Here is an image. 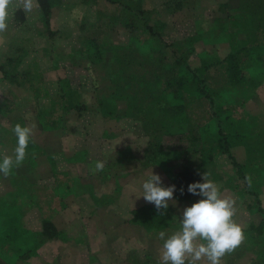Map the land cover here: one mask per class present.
Listing matches in <instances>:
<instances>
[{
    "label": "rangeland",
    "instance_id": "374dc122",
    "mask_svg": "<svg viewBox=\"0 0 264 264\" xmlns=\"http://www.w3.org/2000/svg\"><path fill=\"white\" fill-rule=\"evenodd\" d=\"M140 2L142 9L149 10L152 21L166 23L164 29L165 42L172 43L177 38H183L192 33L200 19L201 27L209 29L215 18L223 15L219 13V6L228 5V10L239 13L236 8L240 0H191L193 6L183 10L168 9L169 0H134ZM97 3L84 4L82 0H62L60 7L55 10L52 19L53 29H56L53 40L39 35L38 4L34 0L32 12H25L21 8H11L8 28L0 33V101L4 98H20L24 91L19 87H11V80L5 79L4 69L11 72L14 61H23L19 70L26 69L33 60H37L45 68L44 81L52 95L59 94L61 83L67 81L74 89L78 88L81 95L80 110L62 111L55 96L41 98V103L26 109V126L32 127V140L37 145V166L30 163L16 166V171L24 177L46 187H32L34 194L43 201L51 199L54 177L59 184H69L74 193L62 203L56 202L53 208L46 211L33 210L25 216L27 225H36L42 216H53V220L60 230L68 234V242L52 241L39 249L38 255L28 261L19 260L16 264H159L160 249L163 241L159 233L148 232L144 227L132 224L133 211L148 203L142 196V184L152 174H159L163 186H171L169 177L163 170L154 165L155 144L162 132L159 130L147 131L143 119L137 115L129 117H104L96 102L95 89L99 85L105 88L103 69L95 67L87 58L73 57L74 50L81 46L80 38L95 36L101 32L98 28L108 21L109 16L118 15L122 10L109 1L100 0ZM226 9V8H225ZM219 10V11H218ZM226 11V10H225ZM257 20L253 26L263 25ZM224 29L231 31L232 21L229 20ZM223 25L215 30V35L225 36ZM103 35L114 43L127 42L124 28L113 27L111 31L103 28ZM264 27H244L238 33V41L264 43ZM262 32V33H261ZM142 40V39H141ZM143 41V40H142ZM142 42H140L141 44ZM172 58L175 48L164 47ZM207 51L215 49V53L224 59L231 46L228 41H220L217 46L206 45ZM205 46L198 42L194 54L202 52ZM132 72L143 74L146 81L154 78L152 70H143L142 55L134 52ZM133 53V55H134ZM34 64V63H33ZM193 69L199 64V59L190 57ZM214 66L205 71L203 79L210 85H220L224 82V70ZM56 68V69H55ZM27 69H30L27 68ZM144 71V72H143ZM140 76V75H138ZM66 83V82H65ZM32 104V102H31ZM46 110L45 121L49 124H61L59 129L41 123L37 116L38 108ZM125 107V106H123ZM243 112V113H242ZM125 114L124 109L118 115ZM236 116L246 115L254 117V122L264 121V86L258 88L256 95L246 102L245 107H236ZM8 117L0 116V122L11 125V113ZM61 122L58 119L61 117ZM257 118V119H255ZM214 138L206 137V142ZM7 142V138L4 140ZM15 145L0 144V156H12L14 159ZM231 159L227 154L219 157L216 170L222 177L217 185L226 186L232 181V186L243 185L237 175V165H245L249 156L244 148L232 149ZM1 161V160H0ZM52 161L55 164H52ZM97 161L105 164L103 171L93 172ZM56 176H53V173ZM209 171V170H208ZM233 178V180L231 179ZM25 185V184H24ZM27 186V185H26ZM15 186L6 179L0 180V192H11ZM258 200L255 197L241 198L236 190L224 188L223 197L235 200V215L233 219L247 228L251 224H259L264 210V181L259 188ZM32 196L34 194L29 193ZM140 197V198H139ZM202 197L198 196L197 202ZM53 203V202H52ZM191 206L189 202L174 199L169 207L162 212L171 219V226L163 230L166 237L178 231L181 227L183 210ZM56 208V210H55ZM245 241L233 252L226 254L221 264H261L252 250L245 247ZM247 246V245H246ZM187 264V261H186ZM197 264H207L206 258Z\"/></svg>",
    "mask_w": 264,
    "mask_h": 264
},
{
    "label": "trees",
    "instance_id": "16d2710c",
    "mask_svg": "<svg viewBox=\"0 0 264 264\" xmlns=\"http://www.w3.org/2000/svg\"><path fill=\"white\" fill-rule=\"evenodd\" d=\"M82 1L90 4L100 0ZM106 1L120 6L122 11L118 15L109 16L106 24L98 28L101 32L95 36L81 37V46L73 54V57L79 55L87 58L93 66L103 69L100 73L105 74L104 80L109 81L104 84L105 88L98 85L94 92L104 117H113L115 114L120 118L137 115L144 120L147 131L155 129L162 132L153 151L157 155L151 156L154 157V165L164 171L171 185L176 186L174 199L191 205L197 202L198 196L189 193L188 186L197 181L203 182L202 174L206 171L210 173L209 179L218 185L222 179L216 170L219 157L227 154L231 159L232 149L244 148L249 161L245 165H237L234 161L243 185L232 186L230 180L226 182V186H221L220 191L224 188L237 189V194L242 199L250 196L258 200L259 188L264 181V121L258 116L259 122H254L252 115L236 116L235 110L236 107H245L246 102L256 95L258 88L264 86V43L238 41L237 35L244 27H264L253 26L257 20L264 22V0H240L236 8L238 14L228 10L227 4H222L218 11L223 12V15L215 18L209 29L201 27L200 19H197L196 27L190 35L182 36L181 40L177 38L172 43L164 41L166 23L152 21L150 11L142 9L140 2ZM61 2L62 0H37V15L41 22L39 35L43 31V36H49L50 40H53L54 34L57 35L52 19ZM166 5L168 9L183 10L191 8L193 3L191 0H169ZM229 20L232 21L231 31L224 29ZM221 25L225 36L215 35L216 28ZM116 26L124 28L125 37L128 38L126 43H114L107 34L103 35V28L111 31ZM225 40L229 42L231 50L224 59L219 60L215 49L207 51L206 45L217 46L220 41ZM198 42L205 49L195 55ZM164 47L175 48L173 58ZM134 52L143 56L141 65L144 71L152 70V80L146 81L143 75L145 73L132 72ZM192 56L199 59L195 69L190 64ZM16 60L11 66V72L4 69L3 74L5 79L11 80V87H19L24 93L20 98H4L0 101V116L8 117L11 113L10 126L0 122V144L11 143L15 147L17 138L12 129L17 123L26 126L23 112L33 105V101L38 107L42 102L41 98L55 96L64 115L65 112L81 109L78 88L74 89L65 81L66 83H61V92L52 95L45 85V68H42L40 62L33 60L29 64L30 69L27 67L19 70V64L23 61L18 63ZM219 63L224 70V82L210 85L203 79V75L210 68L219 66ZM42 109L38 108L37 116L41 118V123L46 124V110ZM123 109L125 114L118 115L119 110ZM62 117L58 119L59 122ZM49 127L59 129L61 124L55 122L49 124ZM208 136L214 138L212 142H206ZM5 138L7 142L4 141ZM36 146L31 138L24 160L34 168L37 166L34 153L37 151ZM0 160L2 161L1 156ZM52 164L55 162L52 161ZM16 169L14 165L7 177L0 173V180L4 179L6 182L7 178L9 181L11 179L15 186V189L11 187V192H0V264L28 261L29 258L36 257L39 249L47 243H65L70 239L56 225L53 216H42L33 226L27 225L25 221V216L33 213L34 209L44 212L53 208L58 201L64 206L67 197L74 193L70 183L59 184L54 177L53 185L47 187L52 188L53 196L43 201L34 194L36 189L30 186H46L18 174ZM52 173L56 176L53 171ZM247 176L252 178L251 186L245 179ZM31 192L33 196L29 194ZM261 214L263 219L259 224H251L243 230L246 249L261 257V264H264V210H261ZM130 221L154 233L172 225L171 219L162 210L158 211L151 205H144L133 211Z\"/></svg>",
    "mask_w": 264,
    "mask_h": 264
},
{
    "label": "clouds",
    "instance_id": "9594fccd",
    "mask_svg": "<svg viewBox=\"0 0 264 264\" xmlns=\"http://www.w3.org/2000/svg\"><path fill=\"white\" fill-rule=\"evenodd\" d=\"M21 8L32 12L34 0H0V33L8 28L11 8ZM17 138L14 159L5 155L0 161V173L7 177L13 166H20L26 157V149L31 141L32 127L17 123L12 129ZM104 162L97 161L93 172L103 171ZM210 173L202 174L203 182L188 186V192L202 197L198 202L183 210L181 227L170 236L159 233L163 241L159 264H197L206 258L207 264H221L222 258L233 252L244 241V230L234 219L235 200L223 197L217 184L209 179ZM251 186L252 178H245ZM176 186H163L162 177L152 174L142 184V196L156 209L166 210L174 200ZM183 193V189H181ZM139 197V198H140Z\"/></svg>",
    "mask_w": 264,
    "mask_h": 264
}]
</instances>
